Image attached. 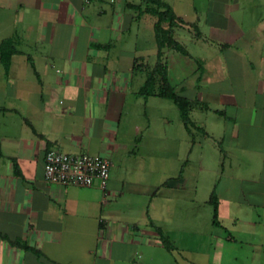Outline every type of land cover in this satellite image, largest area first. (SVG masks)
<instances>
[{"label":"crops","instance_id":"obj_1","mask_svg":"<svg viewBox=\"0 0 264 264\" xmlns=\"http://www.w3.org/2000/svg\"><path fill=\"white\" fill-rule=\"evenodd\" d=\"M252 1L217 0L205 32L175 15L181 49L161 64L186 126L172 100L140 93L156 17L152 38L131 29L148 0H0V264H264V0ZM49 150L109 157L107 187L45 182Z\"/></svg>","mask_w":264,"mask_h":264},{"label":"built area","instance_id":"obj_2","mask_svg":"<svg viewBox=\"0 0 264 264\" xmlns=\"http://www.w3.org/2000/svg\"><path fill=\"white\" fill-rule=\"evenodd\" d=\"M111 160L107 156L89 154H65L49 150L44 157V176L47 183L62 186L92 187L105 189L108 185Z\"/></svg>","mask_w":264,"mask_h":264},{"label":"trees","instance_id":"obj_3","mask_svg":"<svg viewBox=\"0 0 264 264\" xmlns=\"http://www.w3.org/2000/svg\"><path fill=\"white\" fill-rule=\"evenodd\" d=\"M152 4H155L156 8L149 9L148 12L156 17L154 24V32L157 46V61L153 71L148 75L147 80L141 90V95L148 97L151 95L160 96L173 101L180 111L181 118L184 124L187 126L190 123L188 117V101L182 97L176 95L174 90L169 86L166 80L165 69L161 64V54L165 47H172L175 50L181 49L177 42H175L172 29L176 23L181 22L179 18L175 16L169 5L163 3L160 0H148ZM166 25V27H165ZM5 44H1L0 49L4 48ZM7 61H5L6 65ZM161 76L163 85L158 91L154 89L155 75Z\"/></svg>","mask_w":264,"mask_h":264},{"label":"rangeland","instance_id":"obj_4","mask_svg":"<svg viewBox=\"0 0 264 264\" xmlns=\"http://www.w3.org/2000/svg\"><path fill=\"white\" fill-rule=\"evenodd\" d=\"M161 1L170 5L173 8L174 14L176 16L181 17L186 23L188 22H193L195 24L198 23V26L203 32L207 30V26L209 24L210 18L212 16H215L216 7L219 5L217 4V0H161ZM246 1L248 0H241V4H247ZM254 1H252V3L257 5V3ZM150 5L153 8H156L155 4H152L151 2ZM154 18L155 17L151 13H149L148 15H144V17H142L140 20L139 29L138 26L134 24V27L131 29L132 34L135 35V33H137L138 30L140 33L145 32V36H146L148 32L149 22L151 24L152 21H155ZM148 33L150 34V38H152L151 31ZM184 37L186 39L183 41H187V39L189 40L190 35L185 33ZM184 43H186L185 47L187 48V50L192 52L193 55H195L196 51H194L192 46L189 45L187 42Z\"/></svg>","mask_w":264,"mask_h":264}]
</instances>
